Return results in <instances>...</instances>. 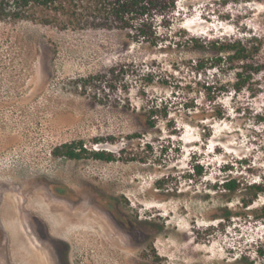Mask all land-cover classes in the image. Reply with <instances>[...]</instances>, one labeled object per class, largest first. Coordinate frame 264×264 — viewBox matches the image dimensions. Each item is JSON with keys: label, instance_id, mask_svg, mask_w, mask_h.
I'll list each match as a JSON object with an SVG mask.
<instances>
[{"label": "rangeland", "instance_id": "rangeland-1", "mask_svg": "<svg viewBox=\"0 0 264 264\" xmlns=\"http://www.w3.org/2000/svg\"><path fill=\"white\" fill-rule=\"evenodd\" d=\"M17 1L0 0V264H263L264 219L220 187L264 184V73L206 118L190 40L264 35V1L178 0L157 47Z\"/></svg>", "mask_w": 264, "mask_h": 264}, {"label": "trees", "instance_id": "trees-1", "mask_svg": "<svg viewBox=\"0 0 264 264\" xmlns=\"http://www.w3.org/2000/svg\"><path fill=\"white\" fill-rule=\"evenodd\" d=\"M17 3L23 8L31 4L41 7L49 12L47 19L51 17L74 29H118L127 32L132 41L147 43L152 47L168 41L169 34H162L160 28L171 29L179 16L178 0H19ZM190 41L193 49L210 54L209 57L198 58L192 65L200 78L204 76L201 86L208 101L213 104L206 118L222 119L225 116L224 108L218 103L222 96L244 91H248L251 97L261 94L262 84L257 77L264 73V35L253 33L240 38ZM110 73V83L121 79L122 71L114 69ZM162 108L163 104L157 107V111ZM152 117L154 113L147 117V125L153 128L155 121ZM259 119L264 120L262 117ZM78 146L85 154L83 143L79 142L64 145L62 155L74 160L83 158L82 153L76 152ZM93 156L108 162L115 159L112 153L106 152H97ZM197 174L202 176L203 171L198 170ZM220 188L231 194L243 193L241 203L247 211L246 216L254 220L264 219V206L249 209L264 195L263 183L243 184L237 180H227Z\"/></svg>", "mask_w": 264, "mask_h": 264}]
</instances>
